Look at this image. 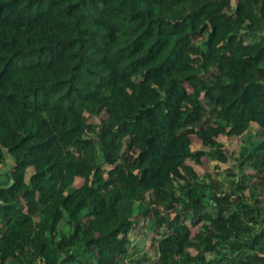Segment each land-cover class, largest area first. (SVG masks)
Masks as SVG:
<instances>
[{
	"label": "trees",
	"instance_id": "trees-1",
	"mask_svg": "<svg viewBox=\"0 0 264 264\" xmlns=\"http://www.w3.org/2000/svg\"><path fill=\"white\" fill-rule=\"evenodd\" d=\"M147 221L154 264H264V0H0V264H124Z\"/></svg>",
	"mask_w": 264,
	"mask_h": 264
},
{
	"label": "rangeland",
	"instance_id": "rangeland-1",
	"mask_svg": "<svg viewBox=\"0 0 264 264\" xmlns=\"http://www.w3.org/2000/svg\"><path fill=\"white\" fill-rule=\"evenodd\" d=\"M232 2L234 3V0H232ZM258 129V125L253 123L250 127L249 135L246 137L244 136L243 139L235 136L228 137L226 135L218 137L225 154L229 156V159L226 162L212 160L208 156L202 157L201 164H195L193 161H190V164L198 173L199 180L202 181L207 179L206 175L216 173V167H218V171L230 170L232 173L237 174L238 171L236 169V165L234 166L235 161L233 159L238 157L242 148L243 140L252 137ZM192 149L203 151L207 150L197 138H193ZM31 172L32 169H29L28 176ZM154 227L153 222L147 221L140 227L139 230H137L136 233L131 235L132 246L130 247L128 256L123 262L124 264H154L158 253L164 251V247L158 242L159 235L155 232Z\"/></svg>",
	"mask_w": 264,
	"mask_h": 264
}]
</instances>
